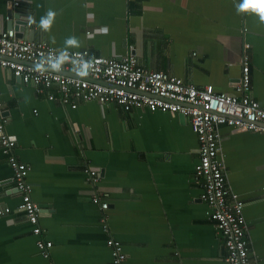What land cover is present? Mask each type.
<instances>
[{
  "label": "crops",
  "instance_id": "1",
  "mask_svg": "<svg viewBox=\"0 0 264 264\" xmlns=\"http://www.w3.org/2000/svg\"><path fill=\"white\" fill-rule=\"evenodd\" d=\"M240 3L20 0L13 10L10 0H0V31L11 10L31 21L23 32L28 39L116 59L131 53L148 69L229 93L248 43L249 94L264 106V23L250 11L238 13ZM48 10L56 16L45 31L40 24ZM72 38L75 46L66 43ZM0 99L5 131L29 166L31 196L41 208L38 236L16 208L0 146V209L10 208L0 215V264H111L109 236L122 243L128 264H228L223 237L200 199L199 142L188 117L97 101L64 107L6 67H0ZM218 129L227 186L243 200L250 259L264 264V134ZM87 167L99 173L96 183ZM95 192L108 201L106 209L90 199ZM38 237L52 241L49 259L39 253Z\"/></svg>",
  "mask_w": 264,
  "mask_h": 264
},
{
  "label": "built area",
  "instance_id": "2",
  "mask_svg": "<svg viewBox=\"0 0 264 264\" xmlns=\"http://www.w3.org/2000/svg\"><path fill=\"white\" fill-rule=\"evenodd\" d=\"M20 0H10L13 10ZM27 20L25 27H30ZM14 28L0 31V67L10 69L23 83L32 84L48 100L57 101L72 109L81 102L116 103L123 110L147 107L188 117L199 142V159L195 164V180L202 187L200 199L208 207V215L221 233L228 264H256L250 259L248 226L243 214V200L226 183V165L219 159V126L226 125L232 133L259 131L264 134V106L249 94V44L241 54V73L232 92H219L210 84L196 87L164 70L148 69L140 65L133 54L116 59L90 54L83 50L56 49L45 41L18 37ZM64 63L54 68L61 58ZM87 64L88 70L80 74ZM8 118L0 99V146L7 155L16 189L17 210L32 225L34 235L41 234L40 206L32 199L28 181L29 166L15 153V140L5 131ZM85 172L92 183L99 173L87 167ZM90 199L106 209L108 201L97 192ZM9 207L0 209V215ZM105 226V225H104ZM106 230V227L104 228ZM36 246L44 257H50L52 241L38 237ZM111 264H128L122 243L109 236Z\"/></svg>",
  "mask_w": 264,
  "mask_h": 264
},
{
  "label": "clouds",
  "instance_id": "3",
  "mask_svg": "<svg viewBox=\"0 0 264 264\" xmlns=\"http://www.w3.org/2000/svg\"><path fill=\"white\" fill-rule=\"evenodd\" d=\"M252 12L255 13L258 17L261 23H264V0H242V3H240L237 7V12ZM56 13L52 10H48L47 16L41 19L40 27H42L45 31L49 30L51 28V25L55 19ZM31 19V18H30ZM35 22L34 20L32 21ZM69 45H76V40L74 38L69 39L66 41ZM64 63V58L61 57L56 64L53 65L54 68H58L59 65ZM88 70V65L85 64L80 74L83 75L84 72Z\"/></svg>",
  "mask_w": 264,
  "mask_h": 264
},
{
  "label": "water",
  "instance_id": "4",
  "mask_svg": "<svg viewBox=\"0 0 264 264\" xmlns=\"http://www.w3.org/2000/svg\"><path fill=\"white\" fill-rule=\"evenodd\" d=\"M8 16H9V21H8L7 27L8 28H11V27L14 28L17 31L16 35L18 37H22L24 29H25L26 21L28 20V17L20 16L17 13L13 14V12L11 10H9ZM13 16L16 17L17 20H13V18H12ZM180 115L182 117H185L182 114H180Z\"/></svg>",
  "mask_w": 264,
  "mask_h": 264
}]
</instances>
